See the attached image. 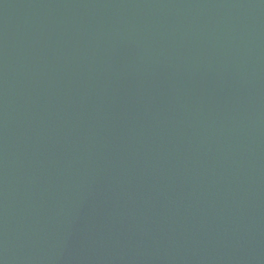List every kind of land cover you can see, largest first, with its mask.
<instances>
[{"label": "water", "instance_id": "water-1", "mask_svg": "<svg viewBox=\"0 0 264 264\" xmlns=\"http://www.w3.org/2000/svg\"><path fill=\"white\" fill-rule=\"evenodd\" d=\"M0 264H264V0H0Z\"/></svg>", "mask_w": 264, "mask_h": 264}]
</instances>
